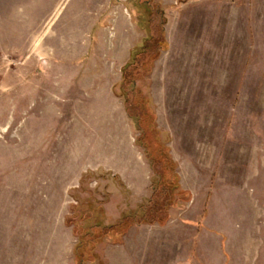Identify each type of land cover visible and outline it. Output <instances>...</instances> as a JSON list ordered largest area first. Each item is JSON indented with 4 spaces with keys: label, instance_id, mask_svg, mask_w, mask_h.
I'll return each instance as SVG.
<instances>
[{
    "label": "rangeland",
    "instance_id": "obj_1",
    "mask_svg": "<svg viewBox=\"0 0 264 264\" xmlns=\"http://www.w3.org/2000/svg\"><path fill=\"white\" fill-rule=\"evenodd\" d=\"M77 263L264 264V0H0V264Z\"/></svg>",
    "mask_w": 264,
    "mask_h": 264
},
{
    "label": "trees",
    "instance_id": "obj_2",
    "mask_svg": "<svg viewBox=\"0 0 264 264\" xmlns=\"http://www.w3.org/2000/svg\"><path fill=\"white\" fill-rule=\"evenodd\" d=\"M153 208V207H152ZM128 217V216H127ZM159 220L162 222V217L160 218L159 217ZM129 223V224H127V223ZM144 222H146V223H151L152 222V220H150V219H148L147 218V216L144 214V215H133V216H130L129 217V219L128 220H125V218L123 219V220H120V222L118 223V224H116V225H113V226H118L119 228L120 227H122V232H124L125 231V229L126 228H128L129 227V225L132 223V224H141V223H144ZM127 224V225H126ZM112 225H108V226H106L108 229L110 228H112L113 227ZM104 229V228H103ZM103 231V230H102ZM81 247V246H80ZM80 247H78L77 249L79 250V248ZM76 252H78V251H76ZM77 255V254H76ZM80 256V255H79ZM77 257H78V255H77ZM80 258V257H79ZM77 264H80V263H77Z\"/></svg>",
    "mask_w": 264,
    "mask_h": 264
},
{
    "label": "bare ground",
    "instance_id": "obj_3",
    "mask_svg": "<svg viewBox=\"0 0 264 264\" xmlns=\"http://www.w3.org/2000/svg\"><path fill=\"white\" fill-rule=\"evenodd\" d=\"M78 35H79V32H78ZM78 35H77V36H78ZM77 38H79V36H78ZM77 40H78V39H77ZM79 153H84V152H79Z\"/></svg>",
    "mask_w": 264,
    "mask_h": 264
}]
</instances>
